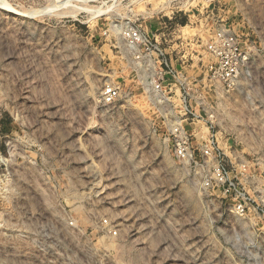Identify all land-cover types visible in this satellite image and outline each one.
I'll return each mask as SVG.
<instances>
[{"label": "rangeland", "instance_id": "374dc122", "mask_svg": "<svg viewBox=\"0 0 264 264\" xmlns=\"http://www.w3.org/2000/svg\"><path fill=\"white\" fill-rule=\"evenodd\" d=\"M99 6L114 8L81 9ZM128 22L166 50L162 101L111 28ZM224 25L250 60L219 95L204 48ZM185 118L196 144L245 163L250 210L174 157L170 129ZM0 264H264V0H0Z\"/></svg>", "mask_w": 264, "mask_h": 264}, {"label": "built area", "instance_id": "2783aa9c", "mask_svg": "<svg viewBox=\"0 0 264 264\" xmlns=\"http://www.w3.org/2000/svg\"><path fill=\"white\" fill-rule=\"evenodd\" d=\"M111 28L120 32L122 50L125 55L141 67L144 73L142 79L146 94L162 101L168 94L162 82L163 78L174 72L166 57V50L161 47L156 37L143 29L141 24L128 22L127 24H116ZM108 32L109 29L104 34ZM204 50L207 58L203 64L204 85L209 82L216 89L239 86L250 60L239 35L224 25L206 41ZM177 84L180 85L183 96L182 105L185 115H188L189 112L192 113L195 110L193 99L189 98V87L179 77H177ZM201 96L202 94L195 96L198 108L206 106L204 100L199 98ZM121 98L120 87L112 81L106 82L103 89L104 103L114 104ZM187 120L185 118L180 122L176 121L171 126L169 139L174 157L182 163L189 164L196 173L204 175L206 187L221 193L231 209L233 208L237 213L250 210V198L244 190V180L240 176L246 174L245 163L231 166L225 162L224 158L216 153L212 139L205 141L204 144H196L193 133L188 130ZM114 232L118 234L117 230Z\"/></svg>", "mask_w": 264, "mask_h": 264}, {"label": "bare ground", "instance_id": "6f19581e", "mask_svg": "<svg viewBox=\"0 0 264 264\" xmlns=\"http://www.w3.org/2000/svg\"><path fill=\"white\" fill-rule=\"evenodd\" d=\"M116 1V0H115ZM4 2V1H3ZM105 4V3H104ZM50 7V6H49ZM113 6H99V7H97V8H95V9H92V8H87V7H82L81 9H84V10H88V11H91V12H93V13H97V15L99 16V15H102V14H105V13H108V12H110V11H112L113 10ZM11 9V11L12 12H14V13H16V14H26V15H31V16H35V15H37V14H41V13H47V11H48V9L49 8H43L42 10H40V11H35V9H34V11H28V12H25V11H20L19 9H17V8H14V7H11L10 8ZM38 10V9H37ZM54 10V9H53ZM116 24H113V26L112 27H114ZM221 89L223 90V88L222 87H220L219 89H217V91H218V93H219V95H220V91H221ZM221 95H222V93H221ZM181 120L179 119L177 122H180Z\"/></svg>", "mask_w": 264, "mask_h": 264}]
</instances>
